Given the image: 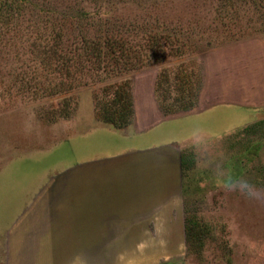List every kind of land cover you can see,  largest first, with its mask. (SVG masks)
Masks as SVG:
<instances>
[{
  "label": "rangeland",
  "instance_id": "rangeland-1",
  "mask_svg": "<svg viewBox=\"0 0 264 264\" xmlns=\"http://www.w3.org/2000/svg\"><path fill=\"white\" fill-rule=\"evenodd\" d=\"M257 40L264 0H0V264H261L264 110L214 105L221 90L253 96ZM141 80L167 118L213 105L177 122L194 137L191 231L175 248H42L53 226L76 225L77 168L62 169L95 143L124 145L88 131L128 127Z\"/></svg>",
  "mask_w": 264,
  "mask_h": 264
},
{
  "label": "crops",
  "instance_id": "crops-1",
  "mask_svg": "<svg viewBox=\"0 0 264 264\" xmlns=\"http://www.w3.org/2000/svg\"><path fill=\"white\" fill-rule=\"evenodd\" d=\"M249 53H253L251 59L255 58L256 67L253 96L245 100L241 94L233 101L234 94L228 95L221 90L214 105L238 103L250 106L253 103L257 112L264 110V42L257 40V49L249 50ZM133 102L134 119L125 129L98 126L88 131L92 133L99 127L107 129L110 136L104 137L106 141L116 142L118 137L124 140V145L101 148L104 143L99 146V142L95 143L80 150L79 161L75 166L68 165L74 167L62 169L77 168L78 208L73 215L76 225L67 227L60 223L53 226L48 241L56 245L44 243L47 239L43 238L44 245L39 242L42 248H175L176 239L180 242L183 233L186 234L182 153L194 137L185 135L177 122L204 113L213 105L181 117L167 118L151 80H141L133 85ZM116 202L122 203L112 209ZM123 203L126 209L122 208ZM64 216L63 212L57 215ZM64 241L68 244H61Z\"/></svg>",
  "mask_w": 264,
  "mask_h": 264
},
{
  "label": "trees",
  "instance_id": "trees-1",
  "mask_svg": "<svg viewBox=\"0 0 264 264\" xmlns=\"http://www.w3.org/2000/svg\"><path fill=\"white\" fill-rule=\"evenodd\" d=\"M122 88V87H121ZM131 107H132V112L134 113V109H133V98L131 100ZM190 109V108H189ZM132 113V114H133ZM191 231V228L187 225V233Z\"/></svg>",
  "mask_w": 264,
  "mask_h": 264
}]
</instances>
